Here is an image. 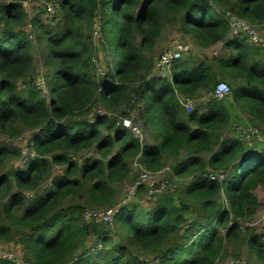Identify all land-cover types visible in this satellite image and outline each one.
<instances>
[{
  "label": "trees",
  "instance_id": "trees-1",
  "mask_svg": "<svg viewBox=\"0 0 264 264\" xmlns=\"http://www.w3.org/2000/svg\"><path fill=\"white\" fill-rule=\"evenodd\" d=\"M22 1L0 0V133L15 138L36 129L28 145L36 157L0 175V242L19 245L29 264H144L141 255L160 264H216L227 243L241 245L246 228L248 250L264 264L263 236L245 226L261 206L255 190L264 188V147L253 152L226 134L232 109L264 134V48L230 37L227 22L234 15L264 26V0H57L55 26L31 18L46 95L32 79L36 59ZM165 24L201 48L222 44L230 52L193 67L182 58L156 83L144 53ZM220 76L231 83L228 105L213 97L192 111L181 105L180 95L211 94ZM94 103L108 114L94 113ZM131 111L145 142L118 123ZM11 156L20 153L0 149V170ZM134 159L149 171L171 159L173 174L187 182L143 209L121 207L113 227L86 222V209L115 204L116 185L129 179ZM53 164L65 167L61 174L52 176ZM218 172L228 176L207 177ZM46 178L51 188L28 202L25 193ZM90 237L103 244L95 256L87 255Z\"/></svg>",
  "mask_w": 264,
  "mask_h": 264
},
{
  "label": "rangeland",
  "instance_id": "rangeland-1",
  "mask_svg": "<svg viewBox=\"0 0 264 264\" xmlns=\"http://www.w3.org/2000/svg\"><path fill=\"white\" fill-rule=\"evenodd\" d=\"M48 2H54L55 4H57V0H47ZM45 0H31L30 1V14L31 16L27 17V21L26 24L24 25V30L27 33H30V43L32 46V54L34 55L35 59H36V64H35V70L33 72V76L32 79L35 82V78L37 76L38 73H45V68L43 66V50L40 47V45L36 42L35 36L36 33L34 31L33 25H32V21L31 18L32 17H36L39 16V18L41 19V22L45 25L48 26H55L57 24V22L60 19V16L56 10V14L55 15H49V13L46 11L45 5H44ZM32 25V27H30ZM258 28L260 30H263L264 32V26H258ZM32 32V33H31ZM175 39L181 40V41H185L187 43H190L192 45V49L190 50L189 53H187L182 61L187 62V64L190 67L193 66H197L200 62H207L209 63V61L214 57V52L215 50L219 47H211V48H201L198 45H196L192 40H190L188 37H184L183 35H181L177 29L175 25L172 24H165L164 25V29H163V33L160 37V39L157 41L155 47L151 50H148L147 52L144 53L145 57H147L150 61L153 62V69L152 72L150 74V78L149 79H153L155 80L156 83H160V81L163 79L154 69L155 66V62L158 59V57L160 56L161 52L171 44V42ZM94 43L98 46L100 44L103 43V38L101 36V33H99V30L97 31L95 37H94ZM230 51L228 50H224L222 52V54H226L229 53ZM97 68L98 71L100 72L104 66H105V61L104 59L101 61H97ZM223 81L226 82L228 85H231V83L227 80L222 79V77H219V82ZM46 82V81H45ZM35 84V83H34ZM19 87L23 88V85L21 82H19ZM38 89V88H37ZM40 92L42 93V95H46L47 94V82H46V86L43 89H39ZM201 97H211L209 93H201L198 97L194 98L195 99V105L194 107L198 106L201 107L203 104L200 102L201 101ZM200 100V101H199ZM225 103L228 105L230 103V99L229 97L225 98ZM201 105V106H200ZM92 110L95 112L99 111L101 108L97 105V103H94V105L91 106ZM129 107H126V110ZM103 111V109H101ZM106 112V111H104ZM230 123L228 124V128L226 131L227 136H235V137H239L241 139L242 138V132L241 131H236L234 129L235 125H241L243 122H245V120L243 119V117L235 110L232 109L231 113H230ZM37 132L36 129H23L22 133L15 137V138H11L8 135L2 134L0 133V149L2 147H7L10 150L13 151H19L20 156L19 157H15V156H11L7 159V161L5 162L3 168L0 170V175L1 174H11L13 173V171L17 170V169H24V165L25 163L22 162V159L25 158V155L31 151V148L28 146L30 139L32 138V136ZM146 141V135L144 136V142ZM248 150H252L254 151H258L261 149V147H264V145L260 142H256L254 144L253 147H250L248 145H246ZM83 157H87V156H91L93 157V154L90 155H85V152L82 153ZM84 159V158H82ZM172 160H166V167L164 169H166L167 167L171 169L172 167ZM131 164V168H132V173L130 174L129 179L125 180L124 182L116 185V197H115V204L113 206H117L119 204L122 203V201L124 200L125 195L127 194L128 190L131 188V186L133 185V183L138 179L142 169H145L144 165L141 164V162L138 159H134L130 161ZM64 166L63 165H56L53 164L51 166V173L52 175H59L62 173V171L64 170ZM162 176H165V174H162ZM49 179L46 178L40 188L36 191L32 190V191H27L25 193V197L27 199V201H31L33 200L37 195H39L40 193L44 192V186L49 183L48 181ZM184 182H187L185 180H183ZM183 182V183H184ZM182 186V183H178V188H180ZM256 191V190H255ZM259 191V192H258ZM258 193H261V206L258 209V213L257 216L251 221L252 227H254L259 235L263 236L264 239V223L261 221V217L263 215L264 212V188H258L257 189ZM159 195V194H158ZM157 196V195H156ZM155 196V198H156ZM155 200V199H154ZM154 200H147L145 198V191H142L140 193H137L134 197L133 200L130 202V206H134V205H138L139 208L143 209V207L150 205L151 203H153ZM1 204V203H0ZM1 208V207H0ZM88 209H104V208H88ZM119 233V234H118ZM243 234V241L241 243V245H236V244H230L227 243L226 244V254L223 255V257L219 258L216 261V264H229L231 259H244L246 261L247 264H260L256 257L255 254H252L247 247L246 244V240L248 239V236L246 234V231H242ZM112 235L114 237L115 240L118 239V242L120 240V232L113 231ZM97 241L96 237H90L88 240V243L93 244ZM0 244L2 245H8L5 244L4 242H0ZM5 246V247H6ZM11 252H13L15 255L17 256H21V248L19 247V245H13V244H9L7 247ZM87 249V248H86ZM103 250V249H102ZM87 251V250H86ZM101 251V250H100ZM99 252V251H97ZM96 253H91L88 254V256H95ZM141 257H143V255H141ZM152 257V256H150Z\"/></svg>",
  "mask_w": 264,
  "mask_h": 264
},
{
  "label": "built area",
  "instance_id": "built-area-1",
  "mask_svg": "<svg viewBox=\"0 0 264 264\" xmlns=\"http://www.w3.org/2000/svg\"><path fill=\"white\" fill-rule=\"evenodd\" d=\"M30 1L23 0L22 5L24 7L27 16L30 14ZM46 11L49 15L56 14V4L54 2H44ZM227 22L230 30V37H247V39L254 45L264 48V32H261L257 26L251 25L246 20H243L237 16L227 17ZM32 27V25L30 26ZM96 35V33H95ZM192 49V45L185 41L175 39L167 46L160 54L155 62L154 70L162 77L169 78L172 73V68L175 62L182 59L187 53ZM224 50L222 49V44L215 50L214 55L221 54ZM104 73V68L100 71ZM46 79L43 73H38L35 78V85L38 89H43L46 86ZM231 87L226 82L220 81L216 85L214 91L210 94L211 97L217 99H225L231 95ZM208 97H201V103L205 104ZM179 102L188 111H192L195 105V99L193 97L179 96ZM100 114H108L102 110L97 111ZM90 117H94L92 114ZM137 113L135 111L130 112V116L127 118H120L118 123L124 124L126 127L130 128L133 134L141 141L144 142V132L141 126L135 122ZM234 129L236 131L242 132V138L246 145L253 147L256 142H260L264 145V134L261 133L255 127L249 124L235 125ZM31 148V147H30ZM36 157V153L31 149L22 159L23 163H26L28 159ZM82 162V160H79ZM165 174V176H162ZM53 176V175H52ZM228 176V173L218 172L208 174L207 177L212 181H223ZM49 183L44 186V190H48L52 186V179L48 178ZM183 181L179 177L175 176L172 169L166 168L158 171H149L147 169H142L138 179L133 183L131 188L128 190L121 204L117 206H112L106 209H86L83 213V218L86 222L103 223L110 227H113L115 216L119 209L124 206L130 205L133 197L139 193L141 187H145V198L147 200H152L156 195L162 194L164 192H176L178 190V183ZM261 221L264 223V212L261 217ZM251 221L246 222L245 226L252 227ZM246 228H243L245 231ZM6 246V245H5ZM0 244V259L8 260L14 264H29L28 262L21 259V257L15 255L11 252L7 246ZM103 249V244L100 240L93 244L88 243L87 245V255L91 253H96ZM139 260L144 264H160L159 258L152 257H140ZM229 264H247L242 258L231 259Z\"/></svg>",
  "mask_w": 264,
  "mask_h": 264
},
{
  "label": "crops",
  "instance_id": "crops-1",
  "mask_svg": "<svg viewBox=\"0 0 264 264\" xmlns=\"http://www.w3.org/2000/svg\"><path fill=\"white\" fill-rule=\"evenodd\" d=\"M258 188H259V187H258ZM258 188H257V189H258ZM260 188H262V187H260ZM257 189H256V191H255V194H256V196L258 197L259 201L261 202V196H260L261 193H258L259 191L257 192ZM116 241L118 242V239H117Z\"/></svg>",
  "mask_w": 264,
  "mask_h": 264
}]
</instances>
